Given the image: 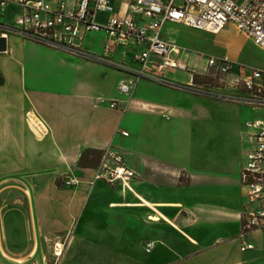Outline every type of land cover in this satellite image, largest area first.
<instances>
[{"label":"crops","instance_id":"crops-1","mask_svg":"<svg viewBox=\"0 0 264 264\" xmlns=\"http://www.w3.org/2000/svg\"><path fill=\"white\" fill-rule=\"evenodd\" d=\"M114 2L124 10L129 0ZM19 9L9 4L3 19L10 22ZM224 27L232 28L233 37L244 42L232 51L233 57L206 56H225L264 69L263 61L244 52L249 47L264 50L234 25ZM180 29L203 31L165 21L160 36L183 47ZM222 29L203 32L218 34ZM91 33L85 34L82 47ZM95 33L102 36L100 48H83L101 55L106 35ZM136 49L116 45L106 58L95 61L113 67L116 80L113 65L134 77L133 71H127L137 65ZM113 53L121 55L117 62L111 60ZM69 60L94 63L17 35H8L5 50L0 51V264H264V230L248 232L244 241L252 247L240 249L244 204L238 174L250 146L243 122L234 156L178 160L171 150H159L160 138L156 144L145 139L138 153L126 140L130 132L124 121L132 117L130 113L157 119L161 126L177 122L132 108L122 112L97 101L93 104L88 87L69 82V70L73 71ZM186 60L196 70L197 82L210 86L214 72L202 71L204 59L190 53ZM180 72L186 77L172 75ZM231 73L237 75L236 66ZM194 75L170 71L167 79L172 84L189 83ZM141 78L138 92L146 96L147 87L140 86L149 87L144 78L150 77ZM115 86L116 81L107 99H122ZM29 109L48 125L46 135L36 136L27 126ZM108 146L121 150L134 171L127 186L93 180L96 165L77 163L82 150ZM67 179L77 183L67 185ZM147 242H152L149 251H145Z\"/></svg>","mask_w":264,"mask_h":264},{"label":"built area","instance_id":"built-area-1","mask_svg":"<svg viewBox=\"0 0 264 264\" xmlns=\"http://www.w3.org/2000/svg\"><path fill=\"white\" fill-rule=\"evenodd\" d=\"M114 1L0 0V36L17 35L88 59H104L116 45L135 46L133 60L137 65L132 69L134 79H120L116 85L122 99L97 98L98 104L118 108L122 112L127 108L138 77L146 76L162 84H172L167 79L170 71L190 72L193 76L196 70L186 60L190 53L199 59L204 57L202 71L213 70L214 77L223 83L222 87L238 89L233 93L222 92V96L243 105L264 107V69L245 66L225 56H202L160 36V27L165 21L211 33L232 24L264 50V0H129L124 10ZM9 4L20 9L7 22L3 15ZM100 14L105 16L103 20L98 18ZM96 31L106 35L101 55L82 47L85 34ZM235 66L236 76L231 73ZM185 84L209 88L194 81ZM164 116L167 117L166 114ZM25 122L36 136L42 137L49 131L35 109L25 112ZM243 128L250 146L244 153L238 174L244 204L241 211V250L252 247L244 241L248 232L264 230V120H246ZM120 133L128 135L127 131L121 130ZM133 176L134 171L127 167L121 150L112 146L102 149L93 180L127 186ZM64 183L75 185L77 181L67 179ZM151 245L152 242H147L145 251H149Z\"/></svg>","mask_w":264,"mask_h":264},{"label":"rangeland","instance_id":"rangeland-1","mask_svg":"<svg viewBox=\"0 0 264 264\" xmlns=\"http://www.w3.org/2000/svg\"><path fill=\"white\" fill-rule=\"evenodd\" d=\"M178 33L179 43L184 48L201 53L202 56L227 54L233 57L232 51L238 49L244 42L241 38L233 37V29L229 27H224L218 34L183 29H180ZM91 34L93 35L85 38L86 42L83 43V47H91L97 51L100 48L102 36L95 32ZM244 52L248 58L263 61L264 64V53L252 47L245 49ZM120 58L121 55L118 53L111 55V60L114 62ZM201 58L203 59V57ZM84 59L93 60L94 63L77 64L73 60H69V69L73 70H69V82L74 81L77 87L83 84L88 87L87 91L93 104L96 103L99 96L107 98L111 94L115 81L117 85L120 79H134L133 76L122 72L124 70L113 65L117 70L116 80L112 71L113 67L104 62L95 61L96 59ZM238 62L245 66H251L242 63L243 61ZM196 68L201 69L202 67L198 64ZM127 72L132 74V70ZM172 75L180 79L186 77L181 72ZM141 79V77L135 79L136 84L124 112L132 108L139 112L158 114L163 121L177 123L176 126H161L157 119L152 120L151 117L138 112L130 113L132 117L124 121L130 132V136L126 137V140L134 144L138 153L142 147L141 142L145 139L156 144L157 138H160L159 150L161 152H163V148L167 152L171 150V156L178 160L189 162L199 161L202 158L208 160L220 154H223L224 158L234 156L236 149L234 145L240 142L241 123L257 118L264 120V107L243 105L222 96V92L233 93L238 89L233 90L228 86L222 88L223 83L216 77L209 81V88L203 89L185 83L162 84L152 78H144L151 85L149 87L141 85L140 88L147 87V95L152 98V102L144 100L145 95H140L138 92L137 86ZM181 182H186L185 174L181 175Z\"/></svg>","mask_w":264,"mask_h":264},{"label":"trees","instance_id":"trees-1","mask_svg":"<svg viewBox=\"0 0 264 264\" xmlns=\"http://www.w3.org/2000/svg\"><path fill=\"white\" fill-rule=\"evenodd\" d=\"M193 80L198 81L197 75H194ZM102 150L95 148H87L82 150L78 159L79 166H95L100 158Z\"/></svg>","mask_w":264,"mask_h":264},{"label":"water","instance_id":"water-1","mask_svg":"<svg viewBox=\"0 0 264 264\" xmlns=\"http://www.w3.org/2000/svg\"><path fill=\"white\" fill-rule=\"evenodd\" d=\"M6 47V38L0 36V51H4Z\"/></svg>","mask_w":264,"mask_h":264}]
</instances>
